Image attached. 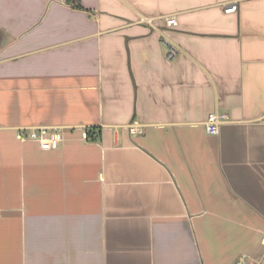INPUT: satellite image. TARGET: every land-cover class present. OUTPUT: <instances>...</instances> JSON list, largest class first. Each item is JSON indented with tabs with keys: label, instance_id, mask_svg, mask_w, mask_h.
Listing matches in <instances>:
<instances>
[{
	"label": "crops",
	"instance_id": "0c3cea01",
	"mask_svg": "<svg viewBox=\"0 0 264 264\" xmlns=\"http://www.w3.org/2000/svg\"><path fill=\"white\" fill-rule=\"evenodd\" d=\"M238 259L264 264V0H0V264Z\"/></svg>",
	"mask_w": 264,
	"mask_h": 264
},
{
	"label": "built area",
	"instance_id": "2783aa9c",
	"mask_svg": "<svg viewBox=\"0 0 264 264\" xmlns=\"http://www.w3.org/2000/svg\"><path fill=\"white\" fill-rule=\"evenodd\" d=\"M237 8L236 4H230L225 8V12H233ZM165 24L168 27L175 26L177 24L176 18L174 16L166 17ZM176 48L171 46L167 53V58L172 59L175 56ZM227 115L225 113L210 112L204 122V128L206 133L210 135H216L220 131L221 123L227 120ZM128 130L133 134H140L142 132V127L139 123L134 122L129 124ZM17 135L20 139H29L38 142L39 146L43 150H53L59 148L60 137L57 135L56 131L48 128L40 127L38 129H32L28 132L25 129L20 128L17 130ZM242 259H238L235 264H242Z\"/></svg>",
	"mask_w": 264,
	"mask_h": 264
},
{
	"label": "trees",
	"instance_id": "16d2710c",
	"mask_svg": "<svg viewBox=\"0 0 264 264\" xmlns=\"http://www.w3.org/2000/svg\"><path fill=\"white\" fill-rule=\"evenodd\" d=\"M99 136V131L97 127H91L86 132V138L89 140H95Z\"/></svg>",
	"mask_w": 264,
	"mask_h": 264
},
{
	"label": "bare ground",
	"instance_id": "6f19581e",
	"mask_svg": "<svg viewBox=\"0 0 264 264\" xmlns=\"http://www.w3.org/2000/svg\"><path fill=\"white\" fill-rule=\"evenodd\" d=\"M24 140H26V139H24Z\"/></svg>",
	"mask_w": 264,
	"mask_h": 264
}]
</instances>
